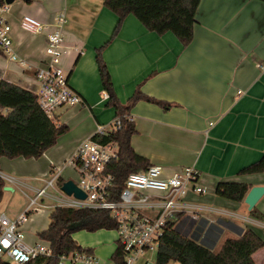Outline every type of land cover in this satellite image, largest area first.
Returning a JSON list of instances; mask_svg holds the SVG:
<instances>
[{"label":"crops","instance_id":"0c3cea01","mask_svg":"<svg viewBox=\"0 0 264 264\" xmlns=\"http://www.w3.org/2000/svg\"><path fill=\"white\" fill-rule=\"evenodd\" d=\"M103 3L17 0L4 13L20 61L7 60L0 52V83L34 93L45 38L23 32L19 22L29 16L51 23L64 11L66 52L61 64L81 103L55 111L53 119L68 130L39 159L0 160V170L8 174L0 172V176L10 179V185L4 184L9 189L3 190L0 214L14 220L53 178L52 186L72 180L68 162L77 145L92 136L98 125L127 116L135 130L130 138L132 150L150 165L162 167L163 177L189 167L199 173L197 183L205 193L186 198L198 213H183L174 227L176 233L209 251L216 250L223 238H239L246 230L264 242V221L252 218L244 201L216 195L221 183L245 184L248 191L264 186V173L238 174L264 155V3L201 0L193 40L185 48L171 33L149 32L131 15L113 36L118 17ZM99 49L110 77L109 91L96 63ZM137 91L164 106L142 99L127 109ZM104 92L108 99L103 98ZM22 188L29 190L24 199ZM48 195L52 199H38V209L21 225L23 240L29 245L46 243L39 234L48 229L49 216L58 206L54 199L60 198ZM254 208L264 216V195ZM87 233H74L75 242L91 250L99 264H113L116 232ZM145 254L136 264L150 263ZM252 259L264 264V247Z\"/></svg>","mask_w":264,"mask_h":264},{"label":"built area","instance_id":"2783aa9c","mask_svg":"<svg viewBox=\"0 0 264 264\" xmlns=\"http://www.w3.org/2000/svg\"><path fill=\"white\" fill-rule=\"evenodd\" d=\"M9 6L5 2L0 6V52L7 60L20 61L18 44L12 39L11 25L4 17ZM65 24L64 11L58 12L51 23H41L29 16H23L19 22L23 32L45 38L44 52L35 73L37 86L34 95L40 109L51 119L58 108L81 103L80 96L69 86L68 74L61 64L66 52ZM103 98H109L106 92ZM124 118L131 122L127 116H117L107 126L98 125L92 136L77 145L68 162L78 177L75 185L85 198L78 199L61 191L65 197L54 201L57 207L107 212L115 224L124 264H136L146 252H157L169 220L177 214L198 213L196 208L186 203V198L190 194L202 195L205 189L197 183L199 173L194 168H184L170 177H163V169L157 165L130 173L118 188L110 171L111 163L118 156V146L111 141L102 143L99 139L120 130ZM54 180L37 191L35 198L16 219L0 214V259L6 257L9 264H26L39 257L52 256L48 242L25 243L21 225L38 209V199L50 198L46 190L53 187ZM64 263L99 264V261L92 255L75 253L59 256L58 264Z\"/></svg>","mask_w":264,"mask_h":264},{"label":"trees","instance_id":"16d2710c","mask_svg":"<svg viewBox=\"0 0 264 264\" xmlns=\"http://www.w3.org/2000/svg\"><path fill=\"white\" fill-rule=\"evenodd\" d=\"M28 1V0H27ZM201 0H104L103 6L118 17L113 36L119 31L124 19L134 16L149 32L158 36L171 33L185 48L193 40L195 15ZM264 3V0H258ZM4 0H0V6ZM96 63L104 88L109 91L110 77L101 58V49L96 53ZM146 99L137 91L129 100L130 109L138 101ZM147 101L155 102L147 98ZM160 106L164 103L155 102ZM65 125L58 124L40 109L34 93L16 85L0 83V160L13 161L19 158L39 159L54 146L59 137L67 132ZM133 123L123 119L120 130L99 139L100 142H114L118 146V156L110 165L116 185L121 187L132 172L145 170L150 164L134 153L130 138L134 135ZM264 173V155L255 163L245 167L239 175ZM4 183L0 177V201ZM248 187L240 183H221L216 195L236 203L243 202ZM252 218L264 221L255 208ZM182 214H177L166 224L159 241L155 264H255L252 256L264 247V242L252 231L246 230L239 238L225 237L214 251L181 237L174 227ZM48 229L39 237L50 244L52 256L39 257L26 264H58V257L69 254L90 255L91 250L80 247L73 234L85 230H114L115 224L109 214L100 210H76L56 207L49 216ZM113 264H124V253L118 245L111 257ZM0 264H9L0 259Z\"/></svg>","mask_w":264,"mask_h":264},{"label":"water","instance_id":"95a60500","mask_svg":"<svg viewBox=\"0 0 264 264\" xmlns=\"http://www.w3.org/2000/svg\"><path fill=\"white\" fill-rule=\"evenodd\" d=\"M17 0H4L7 5H11ZM9 188L4 187L3 190L7 191ZM60 190L63 191L67 195H73L78 199H84L85 195L77 188L75 183L72 180L63 182L61 184ZM264 195V186H255L250 188L244 198V204L247 205L248 211H251L260 200V198Z\"/></svg>","mask_w":264,"mask_h":264},{"label":"rangeland","instance_id":"374dc122","mask_svg":"<svg viewBox=\"0 0 264 264\" xmlns=\"http://www.w3.org/2000/svg\"><path fill=\"white\" fill-rule=\"evenodd\" d=\"M0 172L3 173L4 175L6 174V172H4L3 170H0ZM6 175H8V174H6ZM2 180H3V183L5 185H10V183H8L5 179L2 178ZM72 181L74 183L78 182V177H77L76 173L74 172V170H73ZM60 187H61L60 184L58 185L57 183H55L53 187H48L46 192H47V194H51V195H54V196H57V197H65V195L61 192ZM24 194L29 195V190H27L26 188H22V199L25 198ZM44 200H47V199H44ZM38 203L40 204V201ZM80 232H83L84 234H89V233H87L84 230L78 231V233H80ZM145 258H149V260H150L149 264H155V262H156V251H154L152 253L145 254ZM3 260L4 261H8V259L6 257H4ZM138 264H140V262ZM169 264H176V263L171 262Z\"/></svg>","mask_w":264,"mask_h":264}]
</instances>
